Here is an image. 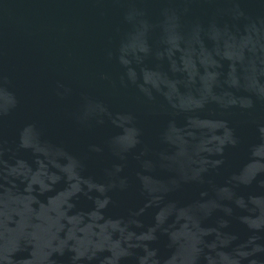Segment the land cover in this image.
I'll return each mask as SVG.
<instances>
[{
    "label": "water",
    "instance_id": "water-1",
    "mask_svg": "<svg viewBox=\"0 0 264 264\" xmlns=\"http://www.w3.org/2000/svg\"><path fill=\"white\" fill-rule=\"evenodd\" d=\"M0 264H264V0H0Z\"/></svg>",
    "mask_w": 264,
    "mask_h": 264
}]
</instances>
